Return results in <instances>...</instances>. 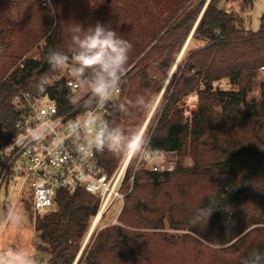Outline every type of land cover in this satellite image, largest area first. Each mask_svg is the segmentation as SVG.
Segmentation results:
<instances>
[{"label":"trees","instance_id":"16d2710c","mask_svg":"<svg viewBox=\"0 0 264 264\" xmlns=\"http://www.w3.org/2000/svg\"><path fill=\"white\" fill-rule=\"evenodd\" d=\"M40 1L0 0V147L17 135L16 98L45 97L63 111L74 108L79 100L67 89L68 80L47 82L60 71L50 69L46 56L49 49L71 55L78 50L71 38L77 23L88 28L97 21L132 45L118 105L106 116L108 127L131 136L144 108L142 98L159 89L145 65L156 57L154 70L161 76L169 73L207 2L105 0L96 8L89 0H50L43 7ZM227 1H209L194 32L207 44L191 56L173 89L170 83L159 121L148 136L149 152L178 157L175 170L162 174L143 168L135 174L117 220L121 226L99 232L83 264H187L172 249L177 239L162 232L166 224L190 234L180 237L184 241L221 247L207 264H243L245 257L249 264H264V83L255 82L264 66V16L260 30L248 34L236 28L233 13L222 9ZM114 11L118 14L113 17ZM42 76L47 78L44 90ZM222 80L236 90H215L213 84ZM255 90L259 99L249 97ZM193 95L197 107L185 118L179 105ZM122 158L105 151L101 165L112 175ZM186 158L191 166L183 165ZM55 204L56 210L42 218L29 212L41 242L38 251L50 257L48 264H74L99 202L84 191H60ZM201 254L198 249L196 257ZM81 262L82 257L77 264Z\"/></svg>","mask_w":264,"mask_h":264},{"label":"built area","instance_id":"2783aa9c","mask_svg":"<svg viewBox=\"0 0 264 264\" xmlns=\"http://www.w3.org/2000/svg\"><path fill=\"white\" fill-rule=\"evenodd\" d=\"M259 72H264V66ZM81 87L73 79L67 82V89L73 96L82 90ZM119 88V93L113 94L106 103H98L96 99L79 102L83 97L72 103L74 108L71 111L61 110V105L45 97H25L24 101L16 98L15 106L20 112L16 124L17 135L0 147V187L8 176L12 181L16 180L18 199L24 191L29 193L33 212L41 216L54 209L57 193L60 191L69 195L84 191L95 197L99 202L95 219L101 215L102 220L116 201L121 202V212L132 191L135 173L128 176L136 155L130 159L125 157L114 173L108 175L100 160L106 150L77 153L75 146L83 143L86 137L80 135L73 138L72 132L66 127L69 121L77 119L79 113L86 111L96 113L100 124L108 126L106 116L110 109L118 105L120 82ZM33 128L39 129L41 133L45 129L51 131L33 141ZM5 133L8 135L9 131ZM18 135L21 143L16 142ZM138 163L140 168H146L150 173H168L173 170L160 161V156L149 152L146 143L138 157Z\"/></svg>","mask_w":264,"mask_h":264},{"label":"rangeland","instance_id":"374dc122","mask_svg":"<svg viewBox=\"0 0 264 264\" xmlns=\"http://www.w3.org/2000/svg\"><path fill=\"white\" fill-rule=\"evenodd\" d=\"M104 1L105 0H89L88 5L94 6L96 8H101L104 6ZM108 1L111 2L112 0H108ZM49 2L50 0L40 1L42 7L45 6L46 4L47 6H49ZM206 4L204 5L201 13L203 12ZM119 5H122V3H120ZM166 5L167 3H165V6ZM222 9L225 12L233 13L234 16H236L235 26L237 29H241L248 34H253L260 30L261 19L264 16V0H253L252 5H246L245 0H229L225 2ZM117 14L118 13L115 11L112 12L113 17L116 16ZM194 32L192 35L191 34L189 35L187 41L184 43L180 51H178L174 64L166 76H161L157 69L154 70V68H157L155 64L156 62H158V58L156 57H154V59L144 67V69L148 70V76L153 80H157L159 83V89L157 94L153 96L154 99L152 105L150 106L149 109L143 108V110L140 113V117H137L135 119V125L137 129L139 128L141 130L143 126L146 125L144 131L145 134L144 145L145 143H147L148 136L153 132L159 121L163 108L162 105L164 103V94L168 89V87L170 86V83L172 84L171 86L173 89V84L175 86L178 78L181 76V74L184 73V67L190 61L191 56H193V54H195V52H197L198 50L204 48L207 44L206 40H204L203 38L194 36ZM30 56L32 58H35L36 51L33 50ZM125 74L126 73L121 75V79L119 81L121 85H125L126 83V78H124ZM61 79H66L69 81L70 79L73 78L68 75L67 69H65L63 71H60L59 76L49 79L47 82L49 84H54L56 81H59ZM255 82L257 84L264 83V72H259L258 70L257 75L255 77ZM84 83H85L84 81H81L80 85L82 86L81 87L82 90L78 94H76V96H74V98H76L77 100L83 98L84 94L88 92V89L84 86ZM213 88L215 90L226 91V92L236 90V88L230 85L228 80H222L218 83H214ZM259 96H260L259 91L255 90L254 93L251 94L249 97L253 99H259ZM196 99L197 96L193 95L183 99L182 102L180 103L179 107L180 108L184 107V112L186 116L185 118L189 117L190 113L196 109L197 107ZM183 103H185L184 106ZM124 120L122 117V123H125ZM141 152L142 150L135 156L133 163L129 168L130 174L128 177L132 176L134 173L137 174L140 170L143 169L140 168L138 163V157L140 156ZM124 158L125 157L121 159L118 166L122 163ZM160 161H162L165 165H167L166 167L173 169L172 170L173 172L175 170L178 157L175 154H168L165 157H160ZM183 165L186 167L191 166L192 165L191 160L186 158L184 160ZM172 172H168V173H172ZM9 177L10 176L6 178V180L0 187V252H7L9 253V255H13V250H15L16 252L25 255H31L35 260V264H48L50 257L38 251V247L41 245V242L38 239V236L36 235V232L30 221L31 213L33 217L37 216L39 218L44 217L48 213L45 214L44 216H41L34 212H31L30 209L28 211V205L26 204H28L27 201H30L31 199L30 194L24 191V193H22V196L18 199L17 196L18 193H16L17 189L15 185L16 180L12 181L11 177L10 178ZM130 186L131 184L129 183L128 188H130ZM133 187H134V180L132 183V191H133ZM121 207H122L121 202L116 201L113 204V206L110 208V210L106 213V215L102 218V220L99 221V223L95 226L94 229L93 226H94L95 218L92 219V222L90 223L86 235L80 245L75 261L77 259L79 261L82 257L81 264H83L86 254L93 246V243L99 232L114 226H121L117 221L121 213L120 212ZM55 210H56V206L50 212H53ZM162 232L177 239L175 243L172 245L173 246L172 249L179 250V255H180V258L178 257L179 260L180 259L181 261L184 260V262H187V264H194L195 263L194 257L199 259L198 261L200 262L199 264H207V258L210 256V254L221 248V247L211 246L204 242L201 244V246L199 245L196 246L188 240L184 241V239H181L180 237L183 235H190V234L183 231L170 230L167 224L165 225V229ZM198 249H200V252L202 253L200 257H198V255L196 257V254H198ZM85 250L86 253L84 255ZM184 256L186 257L184 258Z\"/></svg>","mask_w":264,"mask_h":264},{"label":"clouds","instance_id":"9594fccd","mask_svg":"<svg viewBox=\"0 0 264 264\" xmlns=\"http://www.w3.org/2000/svg\"><path fill=\"white\" fill-rule=\"evenodd\" d=\"M72 31L75 34L71 38L78 50L69 55L49 49L46 61L52 71L67 69L68 75L73 78L77 86L84 81L89 100L96 99L98 103H106L113 94H118L120 91L119 81L129 59L128 54L132 45L120 38L108 24L99 21L88 28L77 23ZM46 80V76L39 79L43 90L47 84ZM153 99L149 96L142 98L143 107L149 109ZM66 127L72 132L73 138L80 135L86 137L83 143L75 146L79 154L106 150L116 156L133 157L144 146V130L138 128L131 136H127L119 128L100 124L98 115L92 111L79 113L77 119L69 121ZM50 131L51 129H45L44 133H41L39 129L33 128L31 138L36 141L41 135ZM16 142L21 143L20 135ZM0 264H35V260L31 255L13 250V255L0 252ZM243 264H249L247 257L244 258Z\"/></svg>","mask_w":264,"mask_h":264},{"label":"water","instance_id":"95a60500","mask_svg":"<svg viewBox=\"0 0 264 264\" xmlns=\"http://www.w3.org/2000/svg\"><path fill=\"white\" fill-rule=\"evenodd\" d=\"M209 1H210V0H208V1H207V4H206V6H205V8H204L203 12H202V13H201V15H200V17H199V20L197 21V23H196V25H195V27H194V29H193V32L195 31V28H196V26H197L198 22L200 21L201 17L203 16V13H204V11H205V9H206V7H207V5H208ZM193 32L191 33V35L193 34ZM84 247H85V246H84ZM83 250H84V248H83ZM83 250H82V251H83ZM82 251H81V253H82ZM77 261H78V259L75 261V263H74V264H76V263H77Z\"/></svg>","mask_w":264,"mask_h":264},{"label":"bare ground","instance_id":"6f19581e","mask_svg":"<svg viewBox=\"0 0 264 264\" xmlns=\"http://www.w3.org/2000/svg\"><path fill=\"white\" fill-rule=\"evenodd\" d=\"M145 128H146V125H144L143 128H142L141 130H144V131H145ZM130 158H131V157H129V159H130ZM100 220H101V215H99V216L97 217V219H95L93 229H94L95 226L99 223Z\"/></svg>","mask_w":264,"mask_h":264},{"label":"crops","instance_id":"0c3cea01","mask_svg":"<svg viewBox=\"0 0 264 264\" xmlns=\"http://www.w3.org/2000/svg\"><path fill=\"white\" fill-rule=\"evenodd\" d=\"M6 196H7V194H6Z\"/></svg>","mask_w":264,"mask_h":264},{"label":"flooded vegetation","instance_id":"af4514ba","mask_svg":"<svg viewBox=\"0 0 264 264\" xmlns=\"http://www.w3.org/2000/svg\"><path fill=\"white\" fill-rule=\"evenodd\" d=\"M209 4V3H208ZM205 12V11H204Z\"/></svg>","mask_w":264,"mask_h":264}]
</instances>
